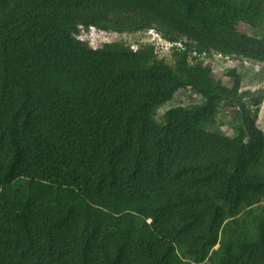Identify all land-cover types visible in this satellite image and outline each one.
Masks as SVG:
<instances>
[{
    "label": "trees",
    "instance_id": "trees-1",
    "mask_svg": "<svg viewBox=\"0 0 264 264\" xmlns=\"http://www.w3.org/2000/svg\"><path fill=\"white\" fill-rule=\"evenodd\" d=\"M263 17L264 0H0V264H264L263 97L200 58L264 62ZM80 24L186 42L167 63L93 50ZM187 90L202 101L156 119Z\"/></svg>",
    "mask_w": 264,
    "mask_h": 264
},
{
    "label": "rangeland",
    "instance_id": "rangeland-1",
    "mask_svg": "<svg viewBox=\"0 0 264 264\" xmlns=\"http://www.w3.org/2000/svg\"><path fill=\"white\" fill-rule=\"evenodd\" d=\"M79 29V27H78ZM250 33L255 37H260L264 35V17L263 20L258 28L252 29ZM104 38H107L108 40H103ZM183 42H186V39H180ZM82 42H85L89 45V47L93 50L101 48V46L104 43H113L116 41L129 43L131 45H136L139 43H146L154 46L156 48V51L159 55V58H165L167 63H171L172 60V53L162 51L158 47L155 46V41L158 42L159 45H161V42L158 41L155 37L149 36L145 31H139L136 34H123V35H117L112 32H107L106 36H99L96 38H86L85 40H80ZM194 56L196 54H193ZM200 58L203 61H212L213 62V69L215 73H223L228 69H236V71L241 76V89L245 90H251L254 94L258 92V95H261L263 97V103L260 105L259 115L257 119V126L259 129H261L264 133V94H260L264 89V67H261L259 65H255L249 61H243L242 59H231L229 57L222 56L221 54H215L214 52L207 53L203 52L202 56ZM256 62V61H254ZM232 79H230V83L232 84ZM202 98L199 94L192 92L190 90H187L182 93H178L177 96L173 99L168 101V103L162 105L157 110L156 119H161V116L163 113L173 107L177 106H190L192 104L201 102ZM239 108H226L223 110V112L226 111L225 114H229V118L226 117L225 121H223L221 118V121L225 124L220 125V131L221 133H225L229 131V126L235 115L236 111ZM243 109L241 110L242 113ZM243 114V113H242ZM261 168L262 170L259 171L260 174H264V153L261 157Z\"/></svg>",
    "mask_w": 264,
    "mask_h": 264
},
{
    "label": "built area",
    "instance_id": "built-area-1",
    "mask_svg": "<svg viewBox=\"0 0 264 264\" xmlns=\"http://www.w3.org/2000/svg\"><path fill=\"white\" fill-rule=\"evenodd\" d=\"M79 29L78 32L75 34V38L80 41V40H85L86 38H96V37H103L107 35V32L104 30H101L97 27H95L94 25H89V26H85L83 24L78 25ZM115 34H117L119 36L118 33L113 32ZM146 33L149 36H153L155 37L158 41L161 42V45L158 44V42L155 41V46L158 47L160 50L162 51H166V52H170V54L174 51V50H178V49H183L184 48V42L182 40H168L164 37L161 36V33L158 32L155 28H149L146 30ZM103 40H108L107 38L102 39ZM82 42V41H81ZM106 44V43H104ZM103 44V45H104ZM103 45L101 46V48L103 47ZM131 49L136 51L138 49V44H134V45H130ZM196 54V53H194ZM225 112L221 111L220 113H218L217 115V119L219 122L223 123L221 121V119L223 121H225V118L228 117L229 118V114H225ZM221 118V119H219Z\"/></svg>",
    "mask_w": 264,
    "mask_h": 264
},
{
    "label": "water",
    "instance_id": "water-1",
    "mask_svg": "<svg viewBox=\"0 0 264 264\" xmlns=\"http://www.w3.org/2000/svg\"><path fill=\"white\" fill-rule=\"evenodd\" d=\"M245 61H249V62H251V63H253L255 65H259L261 67H264V62H254V61H251V60H245ZM259 93L260 94H264V89L261 92H259Z\"/></svg>",
    "mask_w": 264,
    "mask_h": 264
},
{
    "label": "flooded vegetation",
    "instance_id": "flooded-vegetation-1",
    "mask_svg": "<svg viewBox=\"0 0 264 264\" xmlns=\"http://www.w3.org/2000/svg\"><path fill=\"white\" fill-rule=\"evenodd\" d=\"M255 95H256V96H259V95H258V92H257V93H255Z\"/></svg>",
    "mask_w": 264,
    "mask_h": 264
}]
</instances>
